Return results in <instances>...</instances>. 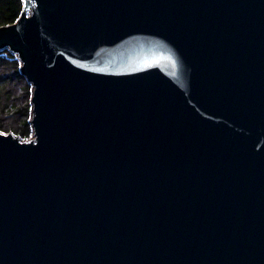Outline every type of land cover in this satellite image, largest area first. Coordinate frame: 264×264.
I'll return each instance as SVG.
<instances>
[{
    "label": "water",
    "instance_id": "95a60500",
    "mask_svg": "<svg viewBox=\"0 0 264 264\" xmlns=\"http://www.w3.org/2000/svg\"><path fill=\"white\" fill-rule=\"evenodd\" d=\"M21 1L0 264H264V0Z\"/></svg>",
    "mask_w": 264,
    "mask_h": 264
},
{
    "label": "trees",
    "instance_id": "16d2710c",
    "mask_svg": "<svg viewBox=\"0 0 264 264\" xmlns=\"http://www.w3.org/2000/svg\"><path fill=\"white\" fill-rule=\"evenodd\" d=\"M22 11V1L21 0H0V27L10 25L16 21ZM19 63L14 56L10 55L7 51H0V112L7 113L11 110L13 114L20 113L25 119L21 121L22 130L17 133L18 138L26 139L31 134V127L29 125L28 119L31 114V106L29 95H31V87L25 83L23 86V91L26 92L28 96L25 104L21 107L20 105L9 104L8 100L11 95L5 92L3 84L4 80L10 79L14 80L19 77ZM6 93V94H5ZM8 102V103H7ZM4 110V111H3ZM10 111H8L9 113Z\"/></svg>",
    "mask_w": 264,
    "mask_h": 264
},
{
    "label": "rangeland",
    "instance_id": "374dc122",
    "mask_svg": "<svg viewBox=\"0 0 264 264\" xmlns=\"http://www.w3.org/2000/svg\"><path fill=\"white\" fill-rule=\"evenodd\" d=\"M2 77L0 76V79ZM25 79L19 75L17 79L11 80L8 78L4 80V90L5 92H8L11 97L8 100L9 104H14L13 106L20 105L21 107L25 104L28 96L26 95V92L23 91V86H25ZM6 94V93H5ZM29 95V99H30ZM7 102V103H8ZM4 111V110H3ZM8 111H10L8 113ZM7 113L5 112H0V132L1 133H7L10 132L11 135L14 137L17 136V133L22 130L21 121L24 120L25 118L21 116L20 113H15L11 112V110H8ZM30 119V118H29ZM28 119V121H29ZM29 123V122H28ZM31 138V134L29 137L26 139L19 138L21 141H28Z\"/></svg>",
    "mask_w": 264,
    "mask_h": 264
}]
</instances>
